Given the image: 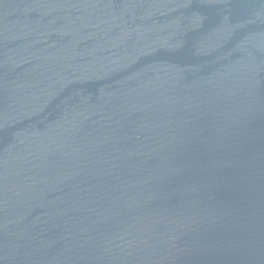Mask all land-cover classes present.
<instances>
[{
    "label": "water",
    "instance_id": "1",
    "mask_svg": "<svg viewBox=\"0 0 264 264\" xmlns=\"http://www.w3.org/2000/svg\"><path fill=\"white\" fill-rule=\"evenodd\" d=\"M0 264H264V0H0Z\"/></svg>",
    "mask_w": 264,
    "mask_h": 264
}]
</instances>
